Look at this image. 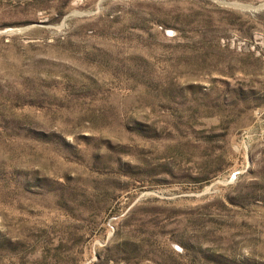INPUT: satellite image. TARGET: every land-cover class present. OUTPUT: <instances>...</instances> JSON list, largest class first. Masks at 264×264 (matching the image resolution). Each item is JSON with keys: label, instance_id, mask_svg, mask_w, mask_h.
Listing matches in <instances>:
<instances>
[{"label": "rangeland", "instance_id": "1", "mask_svg": "<svg viewBox=\"0 0 264 264\" xmlns=\"http://www.w3.org/2000/svg\"><path fill=\"white\" fill-rule=\"evenodd\" d=\"M0 264H264V0H0Z\"/></svg>", "mask_w": 264, "mask_h": 264}, {"label": "trees", "instance_id": "2", "mask_svg": "<svg viewBox=\"0 0 264 264\" xmlns=\"http://www.w3.org/2000/svg\"><path fill=\"white\" fill-rule=\"evenodd\" d=\"M37 1H41V0H37Z\"/></svg>", "mask_w": 264, "mask_h": 264}]
</instances>
